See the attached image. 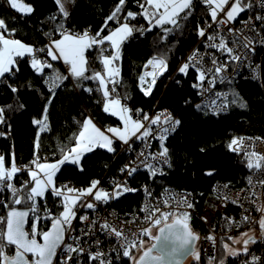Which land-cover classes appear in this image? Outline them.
I'll list each match as a JSON object with an SVG mask.
<instances>
[{
    "label": "snow or ice",
    "instance_id": "6c2138e0",
    "mask_svg": "<svg viewBox=\"0 0 264 264\" xmlns=\"http://www.w3.org/2000/svg\"><path fill=\"white\" fill-rule=\"evenodd\" d=\"M5 3L21 19L30 18L35 12L34 5L27 0H5ZM54 3L55 13L46 18V22L54 27L43 32L48 38L43 46L16 38V28L9 27L6 19L0 18V85L13 94L24 87L31 89L30 82L26 85L9 82L21 71V61H26L31 70L43 78L49 93L40 117L32 119L37 134L34 141L36 151L30 164L18 167L14 153L10 161L0 154V192L7 190L12 197L10 203L0 201L7 210L6 215L0 216V264H116L121 257L127 258L130 264H182L187 256L201 264V253L196 248L200 236L193 231L191 213L187 211L194 207L190 193L169 194L158 204L146 205L141 209L145 212V226L139 236L132 232L133 238L130 239L123 228L111 224L106 218L101 220L99 215L90 218L80 212L81 209L95 212L98 204H107L138 191L129 187L127 180L114 182L108 190L101 186L99 179H92L87 187L77 188L70 184L58 185L56 176L64 165H73L83 172L87 154L97 149L115 154L118 142L126 146L127 152H134L139 146L135 159L120 169L126 177L141 169L151 180L167 175L166 169L172 167L168 141L177 133L182 121L167 108L150 114L142 108L131 107L127 103L130 96L118 91L122 85L120 62L125 44L158 30L156 50L141 66L137 77L139 91L145 97L152 96L157 82L169 71V54L179 43V40L170 43V37L183 35L184 29L195 19L197 9L203 13L201 21L195 24L199 43L180 63L177 73L184 78L192 76L190 86L200 97V102L193 105L192 99L188 98L184 103L205 116L215 117L227 113L232 107L246 109L247 101L238 91L231 87L227 91L221 90L219 86H230L234 77L228 75L229 71L239 75V69L245 67L250 71L251 79H264V66L253 61L258 49L264 50V0H135L138 11L127 8L128 0H118L95 32L90 29L76 31L68 26L76 0H54ZM141 18L145 23L139 22ZM93 52H96L100 69L92 67L89 57ZM53 62H62L65 72H60ZM65 81H71L74 89L90 96L97 95L95 102L102 112L115 117L119 123L101 128L91 115L82 120L73 118L77 130L68 137L69 143L60 148V158L54 162H47L45 158L41 162L38 154L40 136L51 131L49 106L57 95L56 90ZM87 82H92L95 87ZM174 82L182 84L180 79ZM17 101L18 108L23 109L18 96ZM12 108V105H0V125L11 127L8 112ZM6 135L0 130V136ZM257 141L264 143V137L232 136L227 141V150L243 157L250 173L247 177L249 187L240 189L235 197L225 191L218 198L241 207L244 201L252 204L260 213L258 218H253L245 209L248 214H243L241 221L231 217L225 219L229 229L243 223L258 225V231L249 227L236 237L227 235L226 240L221 237L223 254L217 260L215 252L210 251L208 264H226L229 257L238 260L239 264H264V256L257 255L252 249L253 245H264V201H261V193L256 191L264 189V152L255 150ZM199 151L204 152L205 148ZM22 172L27 173L28 179L16 187L14 181ZM205 175L213 176L215 170H208ZM228 189L230 182L214 188V191L219 193ZM143 191L148 197L153 195L147 185ZM164 192L169 190L165 188ZM49 195L59 203L61 210L58 214L46 205ZM41 202H44L43 208ZM24 204L28 205L27 209L14 206ZM30 213L31 226L26 228ZM201 219L207 222L206 217ZM43 220L50 221L47 230L41 227ZM75 220L86 222V227L72 236L71 233L76 231ZM139 237L154 242L146 245ZM205 239L213 249L216 248L214 234L210 233ZM105 241L111 244L107 251ZM85 244L89 246L86 248Z\"/></svg>",
    "mask_w": 264,
    "mask_h": 264
},
{
    "label": "trees",
    "instance_id": "16d2710c",
    "mask_svg": "<svg viewBox=\"0 0 264 264\" xmlns=\"http://www.w3.org/2000/svg\"><path fill=\"white\" fill-rule=\"evenodd\" d=\"M35 7V12L30 18L21 19L19 14L10 9L5 0H0V18H5L9 27L16 28V38L26 43L43 46L48 38L44 31L51 30L54 25L48 24L46 18L56 11L54 0H27ZM118 0H76L74 14L68 21L76 31L90 29L95 32L103 25L105 18L112 11ZM127 8L138 11L135 0H128ZM15 16L13 20L11 17ZM203 13L197 9L195 19L184 29L183 35L170 37V43L179 40L172 50L169 60V71L158 81L153 95L145 97L137 87V77L141 72V66L151 56L157 47V32L147 34L145 37L129 41L124 45L123 58L120 62L122 85L118 87L121 94H128L130 99L127 103L133 108H142L151 113L157 106L160 109H169L182 124L168 141L171 152L172 167L167 175L151 180L146 172H139L134 177L132 184L138 191L124 195L116 204V208L124 212L138 210L142 201L141 185L146 183L157 190L165 187H174L190 191L197 200V208L201 209L206 199L212 195L213 188L217 182L229 183L231 187L243 188L249 170L246 168L243 157L231 153L226 148L227 141L232 136L249 135L252 137H264V79L263 85L252 81H241L227 87L235 89L247 101L248 107L240 109L232 107L227 113L215 116H205L198 112L192 105H185V100L192 99V104L199 103V97L191 88L192 76L188 78L177 74L170 82L181 60L197 43L198 37L195 34V24L200 22ZM140 23H145L141 18ZM114 27V25H112ZM107 34V32H105ZM163 47V45H159ZM96 52L89 57L93 60L92 67L100 69L101 65L96 61ZM60 72H65L64 66L59 62H53ZM264 66V61H263ZM48 71V70H46ZM182 80L178 85L174 81ZM16 85L31 83V89L24 87L17 94L11 93L5 86L0 85V105H12L8 112V123L10 128L4 126L2 131L7 135L0 136V154L10 161L12 154H15L16 164L19 166L29 165L34 158V141L36 140L37 127L32 124L33 118H39L49 96L47 86L43 78L37 76L29 67L26 61H21V71L9 80ZM89 86L95 87L92 82ZM57 95L49 106V124L51 131L41 133L39 156L41 162L45 158L47 162L60 158V148L68 144V137L77 130L76 120H82L84 116L91 115L95 118L98 126L105 128L116 126L119 122L115 117L102 112L101 107L96 104L97 95L90 96L88 93L74 89L71 81H65L64 85L56 90ZM19 103L24 105L23 109L18 108ZM200 148H205L200 152ZM116 153H108L105 150L97 149L87 154L84 160L83 172L78 171L73 165H64L57 173L56 183L58 185L70 184L77 188L87 187L92 179L101 180L114 163ZM120 162L112 168L114 174ZM214 169L215 175L207 176L206 171ZM28 179L27 174L19 173L14 181L19 186ZM11 193L0 192V201L10 203ZM46 205L53 213L58 214L61 210L55 197L48 196ZM15 206V205H14ZM27 209L28 205H19ZM44 202H41V208ZM6 209L0 205V216L6 215ZM43 230H47L50 221H46ZM31 223L28 224L30 228ZM191 227L198 233L200 238L207 233L206 228L194 217L191 218ZM223 254L221 246L220 256ZM205 261L204 259L202 260ZM229 258L227 264H237ZM238 261V260H236ZM194 264V263H191Z\"/></svg>",
    "mask_w": 264,
    "mask_h": 264
},
{
    "label": "built area",
    "instance_id": "2783aa9c",
    "mask_svg": "<svg viewBox=\"0 0 264 264\" xmlns=\"http://www.w3.org/2000/svg\"><path fill=\"white\" fill-rule=\"evenodd\" d=\"M236 26L238 27L239 25H236ZM198 43H199V40L193 46V48H195L198 45ZM193 48L188 52V54L185 57H187L189 55V53L193 50ZM202 51H203V49H202ZM90 59H91V61L93 60L92 58H90ZM183 59L181 60V62L183 61ZM253 61H254V63H258V64H261L263 66L264 50L258 49V55L253 57ZM239 73H240L239 75H236L231 70L229 71L228 75L234 77L232 84L239 83L241 81H252V82L259 84L261 86L263 85V79L260 81L251 79V73L246 67L239 69ZM177 74L178 73L176 70L174 75H173V78ZM172 79L170 80V82L172 81ZM228 86L229 85L225 84V85H220L219 87L221 88V90L227 91ZM199 102H200V97H199ZM158 110H162V109H160L157 106L156 108H154V110L151 113H154ZM3 127H4V125H0V130L3 129ZM241 136L252 137L249 135H241ZM125 147L126 146L120 144L119 142L116 144L117 151H116L114 163H113L112 167L109 169V171L105 174V176L101 179V186H103L105 189L111 190L114 182H123L125 180H127L129 187L135 189L133 184H132L134 177L139 172H146V171L141 169L137 173L133 174V176L126 177L125 174L120 171V169L122 167H124L125 164H128L131 160L135 159L136 152L139 151L138 145L136 147V151H134V152L125 151ZM255 150L259 151V152H264V143L257 141L255 143ZM237 156H239V155H237ZM118 162H120L119 163L120 165L118 166L117 171L113 174L112 168ZM19 167H23V166H19ZM168 170L169 169H166V171H168ZM22 173H25V172H22ZM249 174L250 173H248L246 176L245 186L243 188L249 187L248 183H247V177L249 176ZM225 183L226 182H217L215 184L214 188H217V187H219ZM145 185H147V184L144 183L140 187V189L142 190V192H141L142 193V201H141V205H140L138 210H135L132 212H124V211L118 210L116 208V204L119 201V199L122 198V197H120L119 199L111 200L107 204H98L97 210L95 212H93L92 210H87V209H81L80 212L82 214H88L90 218H95L97 215H99L101 220L106 218L111 224H113L117 227L123 228L125 230V232L129 235V238L131 239V238H133L131 235L132 232H135L137 234V236H139L141 228L145 226V222L143 221V217L145 216V212L141 211V209H143L146 205L158 204V203H160V201L167 198L169 194L181 195V194L190 193L191 194L190 199L193 202L194 207L192 209H187V211H189L191 213V217L196 218L207 230L206 235L200 238V240L197 243V247H196V248H199L202 260L203 259L205 260L203 263H205V264H208V254L210 251L215 252V254L217 256V260H219L220 249H221V237H224L225 240H226L227 235H232V236L236 237L239 235L240 232L247 231L249 229V227H254L258 231V225L243 224V223H241L239 227H236L235 225H233L229 229V225L225 219L226 217H231L235 221H241L242 215L248 214V213H245V209H248V212L251 214V216L253 218H258L260 216V213L256 212L254 210V206L252 204L248 203L247 201H244L243 207H241L237 204L228 203V202L224 201L223 199L218 198L225 191H227L232 197H235L237 192L243 188H234V187H231V185H230V189L221 190V192H219V193L217 191H214V188H213L212 195L206 199V202L202 206V208L198 209L197 208V200H196L195 196L190 191H186V190H182V189H178V188H174V187H165L169 190V192L166 193V192H164L165 188L157 190L156 188L151 187L150 185H147L153 194L151 197H148L146 195V193L143 191V187ZM256 191L261 193V201H264V189L258 188ZM2 192H6V190H4ZM128 194H132V193H127L125 195H128ZM88 199H90V198H88ZM56 201H57V199H56ZM57 203H58V201H57ZM58 207H59V203H58ZM41 215H43V212H41ZM203 217L207 218V222H205V220L201 219ZM46 221L47 220H43L41 224H44ZM126 221H135V223H125ZM31 222H32V214L30 216L29 223H31ZM73 225H74L76 231L72 232L71 235L76 236L80 232L81 229L86 227V222L82 223L79 220H75V221H73ZM210 233L214 234L217 237V245H216L215 249H213L211 246V243L205 239V237L208 236ZM100 238L105 239L103 236H101ZM139 238L144 239L145 242H147V240H148V238H146V237H139ZM68 242L71 243L72 241L69 240ZM84 246L87 248L89 245L85 244ZM110 247H111V244H109L107 241H105V244H104L105 250L106 251L109 250ZM252 249H253V251H255V253L257 255L264 256V245H260V244L253 245ZM229 258H231V257H229ZM232 262L239 264V261H232ZM116 264H130V262L127 261V258L121 257L119 260L116 261ZM226 264H227V262H226Z\"/></svg>",
    "mask_w": 264,
    "mask_h": 264
},
{
    "label": "rangeland",
    "instance_id": "374dc122",
    "mask_svg": "<svg viewBox=\"0 0 264 264\" xmlns=\"http://www.w3.org/2000/svg\"><path fill=\"white\" fill-rule=\"evenodd\" d=\"M49 162H54V161H49ZM17 166L19 167V165H17ZM25 174H27V173L25 172ZM16 187H19V186H16ZM41 227H42V229H43V226H42V225H41ZM154 232H155V230H154ZM153 242H154V241L148 239L147 242H145V243H146V245H150V244H152ZM197 249L199 250V248H197ZM189 260H190V261H189L187 264H191V263L197 264V262L193 259L192 256L190 257ZM185 264H186V263H185ZM201 264H205V263H203V261H201Z\"/></svg>",
    "mask_w": 264,
    "mask_h": 264
},
{
    "label": "water",
    "instance_id": "95a60500",
    "mask_svg": "<svg viewBox=\"0 0 264 264\" xmlns=\"http://www.w3.org/2000/svg\"><path fill=\"white\" fill-rule=\"evenodd\" d=\"M16 208H20L19 205H15ZM30 216H31V213L29 215V218H28V223L26 224V228H28V224H29V220H30ZM198 243V242H197ZM197 243H196V247H197ZM191 256H187L186 258L183 259L182 261V264H185L189 259H190Z\"/></svg>",
    "mask_w": 264,
    "mask_h": 264
},
{
    "label": "crops",
    "instance_id": "0c3cea01",
    "mask_svg": "<svg viewBox=\"0 0 264 264\" xmlns=\"http://www.w3.org/2000/svg\"><path fill=\"white\" fill-rule=\"evenodd\" d=\"M14 11V10H13ZM59 63H61L62 65H63V63L62 62H59ZM64 66V65H63ZM64 68H65V66H64ZM103 150V149H102Z\"/></svg>",
    "mask_w": 264,
    "mask_h": 264
},
{
    "label": "flooded vegetation",
    "instance_id": "af4514ba",
    "mask_svg": "<svg viewBox=\"0 0 264 264\" xmlns=\"http://www.w3.org/2000/svg\"><path fill=\"white\" fill-rule=\"evenodd\" d=\"M190 260H188L187 262H186V264L189 262Z\"/></svg>",
    "mask_w": 264,
    "mask_h": 264
},
{
    "label": "bare ground",
    "instance_id": "6f19581e",
    "mask_svg": "<svg viewBox=\"0 0 264 264\" xmlns=\"http://www.w3.org/2000/svg\"><path fill=\"white\" fill-rule=\"evenodd\" d=\"M172 78H173V77H172ZM172 78H171V79H172ZM173 79H174V78H173ZM173 79H172V80H173Z\"/></svg>",
    "mask_w": 264,
    "mask_h": 264
}]
</instances>
